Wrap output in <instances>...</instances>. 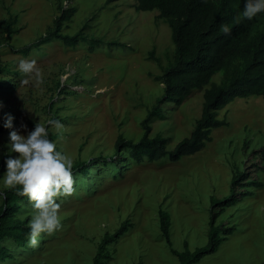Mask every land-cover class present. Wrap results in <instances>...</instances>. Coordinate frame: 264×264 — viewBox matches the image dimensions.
<instances>
[{"label": "rangeland", "instance_id": "1", "mask_svg": "<svg viewBox=\"0 0 264 264\" xmlns=\"http://www.w3.org/2000/svg\"><path fill=\"white\" fill-rule=\"evenodd\" d=\"M134 3L0 0V127L4 113L14 116V127L27 125L19 128L25 134L36 122L59 121L60 128L49 125V131L73 163L113 155L119 134L138 140L143 118L162 93L163 83L155 76L168 66L174 45L158 12L138 11ZM60 6L75 7L61 31L73 35L83 30L85 37L75 46L44 36ZM13 17L15 31L7 38V22ZM34 42L29 51L21 50ZM150 51L159 61L150 58ZM22 58L34 59L39 73H21ZM220 77L218 73L214 80ZM202 101V91L195 90L179 105L162 104L164 117L151 118L150 134L161 133L173 148L189 135ZM218 117L227 124L211 131L204 148L178 161L165 156L138 164L126 157L115 163L108 157V164L98 159L87 173L73 174L75 191L57 198L61 227L41 233L37 246L29 243L27 233L23 246L4 239L12 258L0 264H92L100 239L125 220L130 225L110 244L106 264H179L161 235L158 209L169 213L175 250L182 251L184 242L189 250L203 246L211 197L222 199L229 193L237 170L246 171L236 187L239 200L217 218L232 231L222 232L225 238L218 249L193 264H264V99L237 98L220 109ZM9 131H0V166L9 155ZM21 204L16 216L28 221L34 211L31 202Z\"/></svg>", "mask_w": 264, "mask_h": 264}, {"label": "trees", "instance_id": "2", "mask_svg": "<svg viewBox=\"0 0 264 264\" xmlns=\"http://www.w3.org/2000/svg\"><path fill=\"white\" fill-rule=\"evenodd\" d=\"M134 7L138 11L158 12L157 19L166 22L171 30L174 50L168 55V66L161 74L155 76V80L163 83L162 93L141 122V137L132 140L119 134L114 154L108 157L115 163L125 161L126 157L138 164L158 161L165 156H168L170 161H178L204 148L211 140V131L227 124L225 118L218 117V111L228 103L250 96H260L264 99V12L258 13L250 20L240 18L244 0H135ZM59 9L53 28L44 36L57 38L68 46H75L79 40L84 39L83 30L80 29L73 35L61 32L63 24L71 20L75 7L60 6ZM15 21L13 17L7 22V38L15 31L12 27ZM222 24H228L230 32L225 33L221 28ZM35 45L36 42L29 43L21 50L27 52ZM149 56L152 60L159 61L154 51H150ZM218 73L221 75L220 80L215 81L214 77ZM3 85L4 82L0 80V87ZM195 90L202 91L200 115L189 135L169 149L167 139L161 133L150 134L149 121L153 117H164L162 104L179 105ZM3 129L0 127V131ZM49 138H55L51 131ZM261 152L264 155V148ZM108 157L97 156L74 162L73 174L87 173L99 160L104 161L102 164H108L105 162ZM4 169L5 166L1 163L0 178ZM242 172L237 170L231 177L229 193L224 198L211 197L207 242L203 246L189 250L184 242L182 251L175 250L170 237L169 213L161 207L158 209L161 235L170 251L177 256L179 264H193L200 261L204 255L215 252L225 238L221 233L232 231L233 227H224L218 223L217 218L226 207L238 202L236 187L241 185L240 180L245 178L246 174V171L244 174ZM252 183L259 184L256 181ZM4 191L6 198L0 205V262L12 258V253L3 244V240L11 238L18 246H23L26 242L25 235L29 231L27 219L22 220L16 216L22 208L21 202L27 197L10 189ZM129 225L130 222L125 220L113 233L103 235L96 246L92 264H106L112 255L110 244L115 242Z\"/></svg>", "mask_w": 264, "mask_h": 264}, {"label": "clouds", "instance_id": "3", "mask_svg": "<svg viewBox=\"0 0 264 264\" xmlns=\"http://www.w3.org/2000/svg\"><path fill=\"white\" fill-rule=\"evenodd\" d=\"M264 12V0H244L242 17L252 19L258 13ZM237 22H239V19ZM225 33L230 32L228 24L221 25ZM19 71L25 74L39 73L34 59H20ZM2 107V102H0ZM14 116L4 113L3 127L10 129L4 157L5 170L0 178V202L6 198L4 189L15 191L18 195L26 196L31 202V218L27 221L29 229L27 236L32 246L39 243L41 233L51 234L61 227L59 209L61 196L70 195L75 191L73 176V158L57 148L56 141L49 138V125L60 128L59 121L46 120L35 123L34 128L26 134L19 128H27L20 124L13 126ZM17 153L11 155L10 153ZM21 219H24L22 216Z\"/></svg>", "mask_w": 264, "mask_h": 264}]
</instances>
